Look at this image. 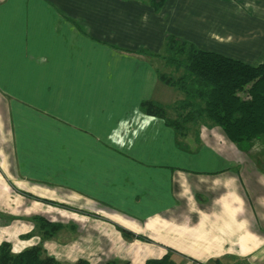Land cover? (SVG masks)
<instances>
[{"label": "crops", "instance_id": "crops-1", "mask_svg": "<svg viewBox=\"0 0 264 264\" xmlns=\"http://www.w3.org/2000/svg\"><path fill=\"white\" fill-rule=\"evenodd\" d=\"M166 35L264 63V0H165L160 12L140 0H0V244L11 253L37 246L36 215L55 211L56 234L69 226L85 252L118 264L166 253L264 264V161L207 118L179 135L140 109L183 97L159 79V58L137 52L161 53ZM45 239L43 254L62 253Z\"/></svg>", "mask_w": 264, "mask_h": 264}, {"label": "trees", "instance_id": "trees-1", "mask_svg": "<svg viewBox=\"0 0 264 264\" xmlns=\"http://www.w3.org/2000/svg\"><path fill=\"white\" fill-rule=\"evenodd\" d=\"M140 1L160 12L165 0ZM137 52L165 60L173 70L169 73L158 70L159 79L183 94L171 107L152 100L143 101L140 109L146 114L163 117L166 124L173 127L179 135L186 134V123H197L199 119L207 118L222 129L229 141L245 150L251 140L264 136V63L251 65L212 51L198 49L173 35H166L164 53H153L147 48H140ZM179 70L182 73L175 76L174 72ZM169 108L175 113L171 119L166 116ZM180 114L182 120H179ZM185 126L187 129L182 133ZM36 219L39 229L47 237L62 227L61 223L41 216ZM0 264L60 262L53 256L42 255L38 246L11 253L10 244L4 241L0 244ZM75 264L88 263L86 260H79ZM146 264L175 263L169 253H166L160 258L148 259Z\"/></svg>", "mask_w": 264, "mask_h": 264}, {"label": "rangeland", "instance_id": "rangeland-1", "mask_svg": "<svg viewBox=\"0 0 264 264\" xmlns=\"http://www.w3.org/2000/svg\"><path fill=\"white\" fill-rule=\"evenodd\" d=\"M161 53H164V47H163V51ZM157 63L159 64L158 65V70L160 72H168L169 73V72H171V70H173V68L171 66H168L166 64L165 60H161V62H157ZM178 72L180 73V71H178ZM176 74H178V73H176ZM187 111L188 110H186V112ZM181 115L182 114H180V116H179V120L183 119V117ZM200 120H204V119H199V121ZM186 125H187V127L189 129V127L191 125H193V123L188 122V123H186ZM187 127L185 126V130H183L184 127L183 128L181 127L182 128V133H184V131H186ZM192 128H193V126H192ZM185 133L187 134L188 130ZM263 144L264 143H262V142L261 143L260 142H258V143L256 142L254 144L253 150L251 151V152H254V153H249V152H247V150H245V148H243L244 152H246L245 156L246 157H248V156L249 157H256V159H255V161H257L256 163H261L260 161H264V147L261 146ZM252 145L253 144H251V146ZM247 147H249V144H247ZM257 150H258V152H257ZM46 201L51 206L56 204L55 201H51V200H48V199H46ZM44 215H45V213H44ZM46 215H51L50 219L48 218L49 216L47 217V216H42L41 215V217H44L45 219L48 218L51 221H56L57 222V220H52V218H51L52 216L55 217V215H56L55 211L51 212L50 214L46 213ZM36 217H40V216L36 215ZM6 220H7V217H6L5 213L0 211V225H4V223H2V222H5ZM35 220L37 221L36 218H35ZM38 223L39 222L37 221L36 224L38 225ZM65 229L66 230H64L63 232H60L59 234H56V232H55L56 235L53 234L52 236L47 237V236L43 235L42 231L39 228L36 227L37 231L34 229V234H36V232H38V238L31 239L32 244H38L37 246L40 248L42 255H43V253H42L43 252V250H42L43 249L42 240L44 238H48V239H45V240H51L52 239V244L51 245L53 247H57V245L58 246L59 245H63V247L61 248L62 249V253L61 254L57 253L56 249H55L56 255L55 256L53 255L60 262V264H75L79 260H86L88 264H108L110 262H116L115 260H110V258L111 257L113 258L114 256H116L117 253L110 254L111 257L109 258L108 255L107 256L104 255V254L93 255V254H89V253L85 252L86 249L84 248V245H83V242H85V238L74 239L72 231L69 228V226H65ZM43 246H44V243H43ZM81 249L84 250V253H81ZM45 251H46V249H45ZM46 253H47V255L52 256L50 253H48V252H46ZM77 256H80L82 259H79V257H77ZM149 259H152V258H149ZM179 261L180 260H178L177 263L178 264H182ZM122 264H128V262H123ZM145 264H146V262H145Z\"/></svg>", "mask_w": 264, "mask_h": 264}]
</instances>
